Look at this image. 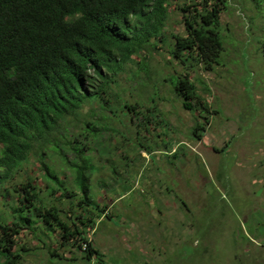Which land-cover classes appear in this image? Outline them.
<instances>
[{"label": "rangeland", "instance_id": "374dc122", "mask_svg": "<svg viewBox=\"0 0 264 264\" xmlns=\"http://www.w3.org/2000/svg\"><path fill=\"white\" fill-rule=\"evenodd\" d=\"M210 1L222 9L219 65L185 70L171 56L173 35L188 32L180 7L197 0H170L166 43L136 57L130 73L120 76L127 99L156 110L169 129L151 120L143 129L123 120L125 127L112 116V127L103 131L111 137L104 134L85 157L89 197L95 206H109L112 215L88 227L103 256L85 259L80 240L61 245L60 230L48 232L35 219L34 232L26 228L17 237L15 250H28L21 252L20 264H264V0ZM194 16L191 10L188 18ZM197 22L203 23L199 17ZM143 64L147 71L140 69ZM181 75L194 82L214 113L201 141L192 130L203 119L183 108L170 83ZM93 107L87 104L83 116L90 118ZM35 161L25 170L37 179L39 195L74 227L71 203L60 193L48 196ZM56 165L70 190H76L74 171L63 168L58 156ZM21 174L8 186L25 182L26 171ZM12 202L0 195V215H7ZM55 250L62 258L52 256Z\"/></svg>", "mask_w": 264, "mask_h": 264}, {"label": "trees", "instance_id": "16d2710c", "mask_svg": "<svg viewBox=\"0 0 264 264\" xmlns=\"http://www.w3.org/2000/svg\"><path fill=\"white\" fill-rule=\"evenodd\" d=\"M169 2L0 0V195L5 201L7 197L13 199L7 215H0V264L22 262L21 252L28 250H15L17 237L26 228L33 231L35 219L48 232L59 229L61 245L80 240L85 259L103 256L88 236V227L92 229L97 220L112 215L109 206H95L89 197L90 162L85 157L103 142L100 138L104 134L108 135L103 131L112 127L108 122L112 116L122 120L125 127L123 120L142 129L151 120L155 126L169 129L156 110L128 100L120 80L121 75L130 73L136 57L141 59L159 49V42L166 43ZM210 3L197 0L180 7L188 32L173 35L171 56L184 68L205 64L210 70L220 63L223 43L217 26L222 9ZM191 10L197 15L193 20L188 18ZM144 66L140 69L147 71ZM170 83L182 98L183 108L198 112L203 119L192 130L201 141L214 115L211 106L187 75L173 76ZM87 104L94 106L90 118L83 116ZM96 135L99 140L94 141ZM56 156L64 163L63 168L74 171L76 190H70L60 176ZM32 160L44 172L48 196L60 193L68 198L74 227L63 219L58 207L39 195L37 179L28 171ZM23 171L27 180L8 186ZM75 217L81 220L79 224ZM57 253L55 250L52 256L62 258Z\"/></svg>", "mask_w": 264, "mask_h": 264}]
</instances>
